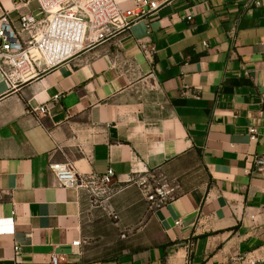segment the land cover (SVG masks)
<instances>
[{"label":"crops","instance_id":"obj_1","mask_svg":"<svg viewBox=\"0 0 264 264\" xmlns=\"http://www.w3.org/2000/svg\"><path fill=\"white\" fill-rule=\"evenodd\" d=\"M151 1L116 39L24 81L0 72V262L238 264L264 245V5ZM37 12L0 0L16 27ZM65 161L119 188L93 205L58 185L49 163Z\"/></svg>","mask_w":264,"mask_h":264},{"label":"built area","instance_id":"obj_2","mask_svg":"<svg viewBox=\"0 0 264 264\" xmlns=\"http://www.w3.org/2000/svg\"><path fill=\"white\" fill-rule=\"evenodd\" d=\"M38 12L22 14L16 27L7 18H0V72L10 82L24 81L34 76L37 68H49L97 44L118 38L131 26L155 14L160 4L151 0H37ZM258 6L264 0H256ZM193 19V14L187 15ZM61 98L55 94L48 102L30 106L38 118L51 115L50 104ZM252 140L258 138L256 128H250ZM264 168V158L256 160ZM49 170L63 188L85 192L91 204L99 205L119 188L115 171L105 174L78 172L71 161L50 162ZM148 198L163 203L167 192L153 187ZM81 240L73 242L79 245ZM238 264H264V245L236 258ZM52 256V264L60 263Z\"/></svg>","mask_w":264,"mask_h":264},{"label":"water","instance_id":"obj_3","mask_svg":"<svg viewBox=\"0 0 264 264\" xmlns=\"http://www.w3.org/2000/svg\"><path fill=\"white\" fill-rule=\"evenodd\" d=\"M0 264H15L13 261H4L0 262Z\"/></svg>","mask_w":264,"mask_h":264}]
</instances>
